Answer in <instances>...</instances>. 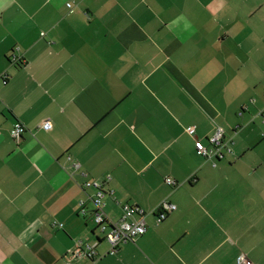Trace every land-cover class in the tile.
Wrapping results in <instances>:
<instances>
[{
  "label": "crops",
  "instance_id": "1",
  "mask_svg": "<svg viewBox=\"0 0 264 264\" xmlns=\"http://www.w3.org/2000/svg\"><path fill=\"white\" fill-rule=\"evenodd\" d=\"M262 110L264 0H0V264H264ZM93 180L147 211L114 252Z\"/></svg>",
  "mask_w": 264,
  "mask_h": 264
},
{
  "label": "built area",
  "instance_id": "2",
  "mask_svg": "<svg viewBox=\"0 0 264 264\" xmlns=\"http://www.w3.org/2000/svg\"><path fill=\"white\" fill-rule=\"evenodd\" d=\"M68 5L71 7L72 2ZM264 120V110L260 111ZM44 129L52 128V123L49 119H46L42 125ZM27 127L20 121L16 122L14 126L10 129V135L14 139H20L26 132ZM195 126L189 127L188 131L193 134ZM229 140L225 139L224 129L218 126L214 133L209 137V145H206L202 140L197 139L195 146L197 153L206 158H216L224 156V149L231 150L229 147ZM166 182L172 186L178 184V181L172 177H167ZM85 185L93 186L97 189L95 202L97 204L96 211L93 213V219L97 223V229L104 234L105 239L111 244V252L118 249L120 245L128 241H132L138 235H142L147 230L146 213L147 211L138 205L127 204L124 207V215L119 220H114L110 218L103 209V198L106 194V190L103 188V183L98 180L88 181ZM177 205L169 202L163 201L157 208L156 213L158 216V222L164 220L167 217L170 210L176 209ZM85 212V209L83 210ZM137 217H136V216ZM97 243L79 242V246H85V253L90 258H96L98 256L96 250ZM78 253H82L81 250ZM239 263L251 264V262L244 256L239 257ZM66 264H74L71 261H67Z\"/></svg>",
  "mask_w": 264,
  "mask_h": 264
},
{
  "label": "rangeland",
  "instance_id": "3",
  "mask_svg": "<svg viewBox=\"0 0 264 264\" xmlns=\"http://www.w3.org/2000/svg\"><path fill=\"white\" fill-rule=\"evenodd\" d=\"M94 221V225H96V227H97V223L95 222V220H93Z\"/></svg>",
  "mask_w": 264,
  "mask_h": 264
},
{
  "label": "trees",
  "instance_id": "4",
  "mask_svg": "<svg viewBox=\"0 0 264 264\" xmlns=\"http://www.w3.org/2000/svg\"><path fill=\"white\" fill-rule=\"evenodd\" d=\"M213 159H214V160H215V159H220V157H216V158H213Z\"/></svg>",
  "mask_w": 264,
  "mask_h": 264
}]
</instances>
